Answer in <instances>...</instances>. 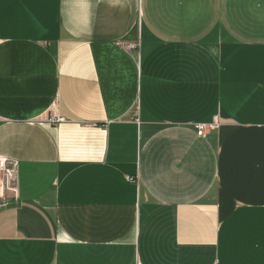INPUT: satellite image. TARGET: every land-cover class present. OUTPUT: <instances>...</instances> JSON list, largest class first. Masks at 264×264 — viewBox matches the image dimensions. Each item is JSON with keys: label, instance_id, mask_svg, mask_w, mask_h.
Returning a JSON list of instances; mask_svg holds the SVG:
<instances>
[{"label": "crops", "instance_id": "obj_1", "mask_svg": "<svg viewBox=\"0 0 264 264\" xmlns=\"http://www.w3.org/2000/svg\"><path fill=\"white\" fill-rule=\"evenodd\" d=\"M0 157V264H264V0H0Z\"/></svg>", "mask_w": 264, "mask_h": 264}, {"label": "built area", "instance_id": "obj_2", "mask_svg": "<svg viewBox=\"0 0 264 264\" xmlns=\"http://www.w3.org/2000/svg\"><path fill=\"white\" fill-rule=\"evenodd\" d=\"M135 48L134 45H129L127 46V50H133ZM51 122L52 123H61L62 119L59 118L55 113L52 115L51 117ZM207 127L205 125H199L197 126V131H198V135L200 137L205 136V131H206ZM14 170H15V165L11 163V161L7 160L6 158H2L0 157V172L1 173H5L6 178H11V176L13 177L14 174Z\"/></svg>", "mask_w": 264, "mask_h": 264}]
</instances>
